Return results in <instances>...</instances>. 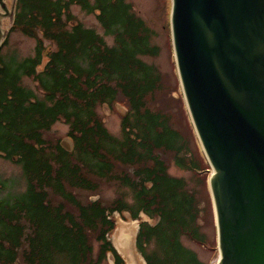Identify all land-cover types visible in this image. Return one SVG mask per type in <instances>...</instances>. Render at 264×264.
Listing matches in <instances>:
<instances>
[{
	"label": "trees",
	"instance_id": "trees-1",
	"mask_svg": "<svg viewBox=\"0 0 264 264\" xmlns=\"http://www.w3.org/2000/svg\"><path fill=\"white\" fill-rule=\"evenodd\" d=\"M78 5L93 13L103 29L76 22L69 13ZM10 30L40 36L31 56L3 60L0 55V156L21 169L25 186L13 192L7 181L0 196V264H102L107 252L124 264L108 234L111 215L143 214L153 224H138L136 247L146 264H204L181 241L204 244L198 220L201 209L184 178L171 175L173 164L191 172L202 169L188 153L185 135L172 115L152 107L160 75L143 58L158 54L154 31L127 0H16ZM112 38L107 44L104 37ZM45 53L41 71H36ZM32 78L43 95L21 84ZM119 98L127 112L114 136L96 113ZM62 119L73 148L49 144L44 133ZM208 168V167H207ZM99 181H111L131 192L104 204L81 201L75 190L94 193ZM98 243L93 253L92 241Z\"/></svg>",
	"mask_w": 264,
	"mask_h": 264
},
{
	"label": "water",
	"instance_id": "water-1",
	"mask_svg": "<svg viewBox=\"0 0 264 264\" xmlns=\"http://www.w3.org/2000/svg\"><path fill=\"white\" fill-rule=\"evenodd\" d=\"M170 30L186 108L212 169L214 264H264V0H171ZM69 141L60 146L72 150ZM138 224L118 226L114 242L115 228L107 236L130 264H146Z\"/></svg>",
	"mask_w": 264,
	"mask_h": 264
},
{
	"label": "rangeland",
	"instance_id": "rangeland-1",
	"mask_svg": "<svg viewBox=\"0 0 264 264\" xmlns=\"http://www.w3.org/2000/svg\"><path fill=\"white\" fill-rule=\"evenodd\" d=\"M131 3L133 11L140 16L154 31V38L152 43L158 47V54L153 57H145L148 64H152L158 70L160 75L159 90L154 94L152 99H149V104L152 107H159L167 110L172 115V120L184 133V137L188 143V153L194 160H198L199 166L202 169L199 173L191 172L185 169H180L173 164L171 155H166L165 161L168 164V171L171 175L182 177L185 179L187 186L191 189L199 201V208L201 209L198 224L200 225L201 232L205 235L204 244H199L191 241L186 237H182L183 245L193 250L198 259L204 264H214L218 257L216 230L214 226L213 208L211 203V196L208 188V178L212 171L207 162L205 154L201 149L199 140L194 132L191 123L182 88L179 82L178 72L175 63V56L172 47L171 30H170V8L171 0H127ZM7 5L14 3L15 0H7ZM69 13L74 17L76 22H80L86 28H92L99 35H103V29L97 22L93 13L87 14L78 5H72L69 8ZM8 21H5L4 28H9ZM42 40L45 52L53 50L54 44L44 40L40 33L36 38H31L23 35L18 30H10L6 33V40L0 47V55L3 60H9L10 57L20 60L24 57L31 56L34 52L36 40ZM107 44H112V38L109 36L104 37ZM46 61L45 53L42 58L41 64L37 67L36 71H41L43 64ZM21 84L31 89L38 97L43 95L41 89L37 86L36 82L30 78L23 76ZM126 110L125 100L119 98L111 107L100 105L96 108V113L101 119L104 127L114 136H119L121 131V117ZM69 126L59 119L50 130L44 133V138L49 144L60 143L63 141L67 145L71 142L67 133ZM208 167V168H207ZM0 180L7 181L9 189L13 192L20 191L24 188L25 183L21 175V169L14 162L6 160L0 156ZM5 188V189H6ZM3 189V190H5ZM0 187V196L5 192ZM76 197L81 201L100 199L102 203L107 204L118 196H123L126 200L130 201L131 192L121 185L111 181H99L98 189L94 193L75 190ZM112 219L115 221V229L109 234L110 241L115 240V231L118 226L123 225L126 228L134 231L139 221H132L128 219L127 215H118L114 213ZM141 220H147L151 224L155 220H149L145 216L140 215ZM93 253L97 252L98 243L93 240ZM142 263L141 259L139 258ZM18 264L22 263L19 259ZM125 264L130 262L125 258ZM102 264H113L111 255H106Z\"/></svg>",
	"mask_w": 264,
	"mask_h": 264
},
{
	"label": "flooded vegetation",
	"instance_id": "flooded-vegetation-1",
	"mask_svg": "<svg viewBox=\"0 0 264 264\" xmlns=\"http://www.w3.org/2000/svg\"><path fill=\"white\" fill-rule=\"evenodd\" d=\"M6 1L7 0H0V41H1V44H2L3 37L8 32V28L5 29L3 27L4 23L5 21H8L9 24L11 23V18L13 16L14 8H15L14 3L10 2V5H7Z\"/></svg>",
	"mask_w": 264,
	"mask_h": 264
},
{
	"label": "bare ground",
	"instance_id": "bare-ground-1",
	"mask_svg": "<svg viewBox=\"0 0 264 264\" xmlns=\"http://www.w3.org/2000/svg\"><path fill=\"white\" fill-rule=\"evenodd\" d=\"M122 239H124V237L121 236ZM125 245V244H124Z\"/></svg>",
	"mask_w": 264,
	"mask_h": 264
}]
</instances>
